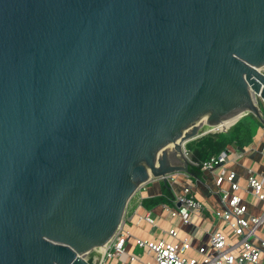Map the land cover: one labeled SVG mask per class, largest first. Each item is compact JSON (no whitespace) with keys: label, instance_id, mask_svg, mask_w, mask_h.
Returning <instances> with one entry per match:
<instances>
[{"label":"water","instance_id":"95a60500","mask_svg":"<svg viewBox=\"0 0 264 264\" xmlns=\"http://www.w3.org/2000/svg\"><path fill=\"white\" fill-rule=\"evenodd\" d=\"M259 102L264 0H0V264H87Z\"/></svg>","mask_w":264,"mask_h":264},{"label":"built area","instance_id":"2783aa9c","mask_svg":"<svg viewBox=\"0 0 264 264\" xmlns=\"http://www.w3.org/2000/svg\"><path fill=\"white\" fill-rule=\"evenodd\" d=\"M261 154L264 156V146ZM188 160L189 165L211 174L222 209L209 210L195 197L190 186H185L181 194L174 197V206H163L164 211L170 220H178L185 227L193 225L192 217L209 212L228 233L222 229L207 232V245L197 247L192 246L188 236H180L176 227L167 230L169 240H135L137 247L151 255V260L144 264H264V239L259 235V232H264V208L259 215L249 214L248 204L243 198V195H249L264 204V174L248 168V177L242 186L237 181L236 173L228 167L236 162L237 156L221 152L203 162ZM181 175L189 179L188 174ZM139 221L155 226L149 213L140 217ZM128 238V232L121 227L103 253L93 251L95 255L90 258L85 256L87 264H107L123 255ZM130 260L135 258L131 257Z\"/></svg>","mask_w":264,"mask_h":264},{"label":"crops","instance_id":"0c3cea01","mask_svg":"<svg viewBox=\"0 0 264 264\" xmlns=\"http://www.w3.org/2000/svg\"><path fill=\"white\" fill-rule=\"evenodd\" d=\"M262 126L263 125L261 124V126L257 129L250 145L244 147L242 151L232 148L229 152L232 156H237L236 162L229 164V170L236 173L237 181L242 186L246 183L248 168H252L257 173L264 174V156L261 154V149L264 146V133L262 132ZM203 173L205 176L202 180H198L192 175H189V179L182 176L183 180L181 181V185L174 184V186H172L169 183H167V185H169L171 190L173 188H178L176 190L178 192L175 193V196L181 194L185 186H190L195 197L202 201L209 210H221L222 207L219 197L215 192L213 178L211 174L207 172ZM208 182L212 183V190L208 187ZM141 189H139V191ZM158 192L159 187L157 185L152 186L143 192V196L136 205H132L129 208L128 206L133 197L130 199L127 205L128 209L126 208L127 214H125L123 223V228L129 234V238L126 242L125 253L110 260L107 264H144L146 261H150L151 255H148L145 250L137 247L135 245V240H154L160 238L169 240L166 232L168 229L173 227L179 228L178 230L180 231V236H188L192 246L194 247L207 245V232L222 229L225 233H228V230L223 227L222 223L212 218L209 212L192 217L191 221L193 225L185 227L181 226L182 224L178 220H170L163 209V206L167 205H160L152 210H144L141 205L142 201L144 199L157 197L162 194V192L161 194H157ZM243 198L248 204L249 214L259 215L261 213L262 208H264L263 203L258 202L249 195H243ZM146 213L151 215L155 222V226L139 221V218ZM259 235L264 239V232H259ZM131 257H134L135 260L131 261Z\"/></svg>","mask_w":264,"mask_h":264},{"label":"trees","instance_id":"16d2710c","mask_svg":"<svg viewBox=\"0 0 264 264\" xmlns=\"http://www.w3.org/2000/svg\"><path fill=\"white\" fill-rule=\"evenodd\" d=\"M261 123L252 115L241 118L225 133L208 134L186 145V150L190 160L194 162H203L212 156L221 152L229 153L232 148L242 151L252 142L257 129ZM189 174L198 180L205 176L198 168L189 165ZM178 189V188H177ZM174 194L169 185H164L162 194L157 197L144 199L141 203L144 210H152L160 205L173 207Z\"/></svg>","mask_w":264,"mask_h":264},{"label":"rangeland","instance_id":"374dc122","mask_svg":"<svg viewBox=\"0 0 264 264\" xmlns=\"http://www.w3.org/2000/svg\"><path fill=\"white\" fill-rule=\"evenodd\" d=\"M259 105H260V108H261V111H262V116H263V118H264V105H263V103L261 102H259ZM231 128V127H230ZM203 131H205V129H203L202 131H201V133L203 132ZM218 132H214V133H211V134H217ZM197 140V139H196ZM188 144V143H187ZM186 144V145H187ZM186 145H185V150H186ZM168 153L170 152V150H168L167 151ZM186 153H187V158L188 159H190V157H189V154H188V152H187V150H186ZM179 158V157H178ZM173 161H174V159H170L169 157H167V160H166V162H165V164L167 165V167L168 166H171L172 165V163H173ZM181 174H183L182 172H174V173H170V174H167L166 176H165V180H166V183H164L163 182V180H161V177H159V178H151V180H149L145 185H144V187L139 191H137L132 197V200L130 201V204H129V208L132 206V205H136L139 201H140V199H141V197L143 196V192L145 191V190H147V189H149V188H151L152 186H158L159 187V192L157 193V194H161V192H162V188H163V186L165 185V184H167V183H169V184H171L172 186H174V184H179V185H181V181L183 180L182 178V175ZM208 187L212 190V183L211 182H208ZM177 190V188L176 189H172V193L174 194V196H175V193H177L178 191H176ZM128 209V208H127ZM125 214H127V210L125 211ZM125 214H124V218H125ZM123 218V219H124ZM123 222H124V220H123ZM122 227H123V225H122ZM93 255H95V253H89V255L87 254V256H88V258H90L91 256H93Z\"/></svg>","mask_w":264,"mask_h":264},{"label":"bare ground","instance_id":"6f19581e","mask_svg":"<svg viewBox=\"0 0 264 264\" xmlns=\"http://www.w3.org/2000/svg\"><path fill=\"white\" fill-rule=\"evenodd\" d=\"M239 118V116H236L235 118L229 120V121H225V122H222L220 124V126H218L216 129H212V128H207L208 129H212L211 131H214V132H217L221 129H225V128H228L231 124H233L235 122V120H237ZM178 143V140L175 142V143H172L170 145V149H173V150H176V144ZM179 147L182 149L181 145L179 144ZM107 245L103 246V247H100L99 249H97L95 252L96 253H103L105 248H106Z\"/></svg>","mask_w":264,"mask_h":264}]
</instances>
